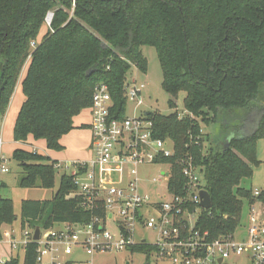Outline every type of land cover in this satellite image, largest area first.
<instances>
[{
  "label": "trees",
  "instance_id": "trees-1",
  "mask_svg": "<svg viewBox=\"0 0 264 264\" xmlns=\"http://www.w3.org/2000/svg\"><path fill=\"white\" fill-rule=\"evenodd\" d=\"M72 4V0H0V116L5 115L18 82L25 97L13 126V141L42 140L47 149L60 151L61 138L74 129V118L90 107L99 83L109 88L114 115L125 116L127 73L131 66L147 72L141 48L151 47L161 69V88L170 97L169 108L175 110L174 101L185 94L183 116L177 111L168 116L146 113L154 137L173 144L174 157L163 160L176 175L169 187L179 193L181 167L176 160L191 156L203 168L212 204L201 212L196 228L208 232L210 240L232 236L240 226L243 202L264 204V192L254 197L251 190L239 188L260 163L256 142L264 137V0H74ZM49 12L50 27L37 43ZM216 122L221 123L220 135L213 143L202 134L201 125ZM12 159L22 171L20 188H54L58 162L23 149L14 150ZM75 190L72 178L62 174L50 200L21 201V229L88 222L80 197H70ZM17 219L12 201L0 197V229ZM35 249L34 243L27 244L22 264H35ZM5 264H20L19 256Z\"/></svg>",
  "mask_w": 264,
  "mask_h": 264
},
{
  "label": "built area",
  "instance_id": "built-area-1",
  "mask_svg": "<svg viewBox=\"0 0 264 264\" xmlns=\"http://www.w3.org/2000/svg\"><path fill=\"white\" fill-rule=\"evenodd\" d=\"M74 6V0H72ZM52 13L45 18L49 28ZM145 85L135 80L126 82V102L141 104ZM114 103L106 84L94 87L91 97L90 156L86 160L65 165L76 188L70 197L78 196L81 209L89 214L85 223H54L41 228L38 241H33L34 228L20 230V239L10 233L7 245L11 252H25L29 243L36 245L35 264H73L77 256L119 252L134 247H150L152 256L171 264H230L231 259L244 257L249 264H264V211L250 209L245 236L235 233L227 238L210 240L208 232L196 228L201 212L199 192L204 188V171L191 156L176 160L181 170L179 193L169 183L176 179L164 159L174 157L173 144L155 138L146 113L140 117H120L112 112ZM202 132V131H201ZM203 134V132H202ZM0 138V149L2 147ZM0 155V174L9 171ZM166 167L156 176L145 173L152 167ZM55 168H62L58 163ZM68 172V173H67ZM165 181L166 194L152 199L139 190V184L157 185ZM174 188H178L175 187ZM261 191L254 190L258 197ZM113 224V233L107 226ZM55 225L57 227H55ZM144 232H148L147 241ZM45 258L47 259L45 261ZM8 261V260H6ZM6 261L0 260V264Z\"/></svg>",
  "mask_w": 264,
  "mask_h": 264
},
{
  "label": "rangeland",
  "instance_id": "rangeland-1",
  "mask_svg": "<svg viewBox=\"0 0 264 264\" xmlns=\"http://www.w3.org/2000/svg\"><path fill=\"white\" fill-rule=\"evenodd\" d=\"M48 27L43 24L39 36L36 40L40 42L43 35L46 33ZM141 52L147 60V72L141 73L134 66H131L127 73L126 79L128 82L135 80L137 85H145L141 91L142 102L138 105L136 102H126L124 115L126 117H140L145 113H156L162 116H168L174 112H178L183 116L185 114L183 99L184 93H180L177 99L174 101L176 109H170L168 101L169 95L165 93L161 88L162 74L159 66V62L155 53V50L151 47H142ZM23 73V72H22ZM264 90V85H262ZM264 95V94H263ZM25 100L24 94L21 91L19 82L16 84L14 92L10 98L5 115L0 116V138L3 142L0 149V155L5 158L9 171L5 174H0V197L6 198L12 201L14 213L17 216V221L12 225H2L0 229V260L6 261V254L11 250L6 244L12 229V237L18 240L20 239V204L23 200H50L53 194L59 187L60 177L65 172L63 167L70 165L77 161H83L89 158L90 141H91V110L86 108L82 110L73 120L74 129L64 135L60 140L62 149L60 151H53L47 149L45 143L42 140L33 141L30 139L29 143L21 144L15 143L12 139V130L15 123L17 114ZM221 123L216 122L209 126L201 125L202 132L206 138L216 140L220 135ZM235 124V122H234ZM222 131V130H221ZM224 131V130H223ZM224 136V135H223ZM222 136V138H223ZM209 139H206V148L209 147ZM214 143V142H213ZM16 149H23L26 151L37 152L40 155L49 157L51 160L56 161L62 166V168L56 169L55 185L51 190H45L40 188L22 189L19 187V182L23 177L21 168L18 163L12 159V153ZM88 154V155H87ZM256 156L260 162L257 166L252 168V177L249 179H243L240 181L239 188L246 190H258L264 192V137L260 138L256 142ZM161 171H167L166 167H152L147 171H142L141 176L144 177L145 173H151L154 177ZM68 173V172H67ZM139 190L142 194L150 196L155 199V195L164 196L166 194L165 181H161L157 185L150 182H142L139 184ZM255 213L261 214L264 211V204L256 202L253 206ZM251 206L247 202H243V210L241 215L240 226L237 228L235 235L237 238L245 236V228L248 225ZM49 216V212L45 215ZM31 226V225H30ZM55 227H57L55 225ZM26 228H32L26 226ZM107 229L113 233V224L110 223ZM144 236L147 241H150L148 232H144ZM13 256L18 255L20 264L23 262L24 252L19 249L15 250ZM13 256H10L13 257ZM9 258V259H10ZM47 259L45 258V261ZM171 264L169 260H159L152 256L150 253H142L138 251L123 250L119 252H109L103 254H95L93 256H87L80 253L77 256V261L73 264ZM230 264H249L248 260L244 257L231 259Z\"/></svg>",
  "mask_w": 264,
  "mask_h": 264
},
{
  "label": "water",
  "instance_id": "water-1",
  "mask_svg": "<svg viewBox=\"0 0 264 264\" xmlns=\"http://www.w3.org/2000/svg\"><path fill=\"white\" fill-rule=\"evenodd\" d=\"M228 142L226 144V147H228ZM199 197H200V207L204 210H209L211 208L212 204H211V199H210L208 192L205 190H201L199 192ZM40 229H41L40 226H36L34 228V234L32 237L33 241H38L39 235H40Z\"/></svg>",
  "mask_w": 264,
  "mask_h": 264
},
{
  "label": "crops",
  "instance_id": "crops-1",
  "mask_svg": "<svg viewBox=\"0 0 264 264\" xmlns=\"http://www.w3.org/2000/svg\"><path fill=\"white\" fill-rule=\"evenodd\" d=\"M29 141H30V139L28 140V143H29ZM90 142H91V141H90ZM89 146H90V145H89ZM33 151H34V150H33ZM88 153H89V156H90V150H89ZM87 155H88V154H87ZM86 159H87V158H86ZM86 159H85V160H86ZM10 233H12V229H11V232H10ZM5 256H6L7 260H9L10 256H13V253H12V254H11V252H10V253H7Z\"/></svg>",
  "mask_w": 264,
  "mask_h": 264
}]
</instances>
